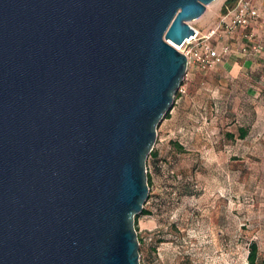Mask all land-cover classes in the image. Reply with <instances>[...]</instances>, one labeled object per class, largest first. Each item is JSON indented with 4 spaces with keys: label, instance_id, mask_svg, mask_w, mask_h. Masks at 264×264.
Listing matches in <instances>:
<instances>
[{
    "label": "water",
    "instance_id": "1",
    "mask_svg": "<svg viewBox=\"0 0 264 264\" xmlns=\"http://www.w3.org/2000/svg\"><path fill=\"white\" fill-rule=\"evenodd\" d=\"M216 0H0V264H140L146 160Z\"/></svg>",
    "mask_w": 264,
    "mask_h": 264
},
{
    "label": "rangeland",
    "instance_id": "2",
    "mask_svg": "<svg viewBox=\"0 0 264 264\" xmlns=\"http://www.w3.org/2000/svg\"><path fill=\"white\" fill-rule=\"evenodd\" d=\"M228 1L190 26L205 33ZM226 85L189 68L157 127L134 223L140 264H249L252 242L264 264V113L237 105Z\"/></svg>",
    "mask_w": 264,
    "mask_h": 264
},
{
    "label": "built area",
    "instance_id": "3",
    "mask_svg": "<svg viewBox=\"0 0 264 264\" xmlns=\"http://www.w3.org/2000/svg\"><path fill=\"white\" fill-rule=\"evenodd\" d=\"M259 18V11L254 0H236L230 9L220 14L216 22L205 33L192 27L194 34L186 38L177 50L186 57V68L207 71L222 62L231 53L229 43L220 47L217 43L231 38L235 33L243 39L239 51L245 55L258 54L262 46L253 41V34L245 32ZM264 31V27L262 28Z\"/></svg>",
    "mask_w": 264,
    "mask_h": 264
},
{
    "label": "crops",
    "instance_id": "4",
    "mask_svg": "<svg viewBox=\"0 0 264 264\" xmlns=\"http://www.w3.org/2000/svg\"><path fill=\"white\" fill-rule=\"evenodd\" d=\"M259 11V18L248 27L245 32L253 34V41L262 46L261 51L255 55H245L239 51L243 39L240 33L217 43H229L232 51L226 55L222 62L208 71L212 72L214 82L226 80L228 94L233 96L234 102L242 103L243 109H250L251 113H264V0H254Z\"/></svg>",
    "mask_w": 264,
    "mask_h": 264
},
{
    "label": "trees",
    "instance_id": "5",
    "mask_svg": "<svg viewBox=\"0 0 264 264\" xmlns=\"http://www.w3.org/2000/svg\"><path fill=\"white\" fill-rule=\"evenodd\" d=\"M236 0H229V4H233ZM167 114V113H166ZM241 137L244 136V132L240 134ZM181 148V147H180ZM152 154V151L150 152ZM249 264H258V248L255 242L250 243L248 256H247Z\"/></svg>",
    "mask_w": 264,
    "mask_h": 264
},
{
    "label": "bare ground",
    "instance_id": "6",
    "mask_svg": "<svg viewBox=\"0 0 264 264\" xmlns=\"http://www.w3.org/2000/svg\"><path fill=\"white\" fill-rule=\"evenodd\" d=\"M170 43H171V45H172L174 48H176V49L179 48L178 45H176V44H174V43H172V42H170Z\"/></svg>",
    "mask_w": 264,
    "mask_h": 264
}]
</instances>
